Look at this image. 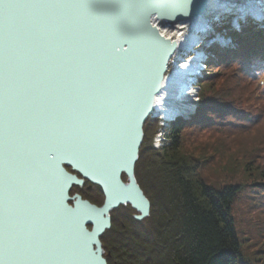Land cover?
Returning a JSON list of instances; mask_svg holds the SVG:
<instances>
[{"label": "water", "instance_id": "water-1", "mask_svg": "<svg viewBox=\"0 0 264 264\" xmlns=\"http://www.w3.org/2000/svg\"><path fill=\"white\" fill-rule=\"evenodd\" d=\"M179 2L0 0V264H106L111 211L148 217L134 167L173 54L150 21L202 12Z\"/></svg>", "mask_w": 264, "mask_h": 264}, {"label": "trees", "instance_id": "trees-1", "mask_svg": "<svg viewBox=\"0 0 264 264\" xmlns=\"http://www.w3.org/2000/svg\"><path fill=\"white\" fill-rule=\"evenodd\" d=\"M233 37L237 50L225 53L209 47L216 60L209 59L202 78L197 81L198 88L206 90L213 85L206 78L211 79L217 72H223L231 85L229 95L225 97L217 91V94H208L215 95L214 98L205 99L197 93L199 99L194 114L189 120L179 118L163 128L166 143L159 150L151 147L156 126H152L149 133L146 127H150L152 120L143 125V144L138 150L133 175L149 201V215L137 222L130 219L131 213L136 212L128 206L115 210L125 212L133 229L139 225L147 226L142 232L132 230L111 215L109 231L113 232L112 241L110 238L109 241L100 240L107 254V264H251L242 256L244 244L232 218L234 203L243 189L237 182L221 189L209 186L203 179L201 162L184 153L182 139L185 126L205 128L214 124L204 116L210 105L215 107L210 111L223 123L221 125L219 121L216 125L226 126L223 128L226 134H241L240 129H236L238 127H246L243 133L263 127L264 31H251L248 26L244 34L234 33ZM216 65L215 73L212 69ZM260 156L263 157V153ZM256 158L260 161L258 156ZM254 169L261 181L258 186L249 188L264 192V170ZM81 199L97 205L89 197L81 195Z\"/></svg>", "mask_w": 264, "mask_h": 264}, {"label": "rangeland", "instance_id": "rangeland-1", "mask_svg": "<svg viewBox=\"0 0 264 264\" xmlns=\"http://www.w3.org/2000/svg\"><path fill=\"white\" fill-rule=\"evenodd\" d=\"M235 13L236 12L233 13V11H225L214 14V16H211L210 19H208L209 21L206 22L203 30H211L214 29V27L219 28L220 26L224 27L226 20L228 18H232L234 16L233 14ZM242 15L245 14L242 13ZM252 16L264 17V8L259 9L257 12L250 11L249 15L246 17L251 18ZM237 17L238 13H236L234 18L235 20L247 21V18L239 19ZM192 32L193 37L199 38L200 42L191 46L189 49L190 51L183 52L182 57H185V55L189 54L191 55V53L195 50L204 49L205 41H202L201 38L203 31L194 30ZM209 47L210 46L205 47L206 49L204 51L211 53L209 51ZM217 67L218 65L212 69L213 72L216 73ZM224 76L225 75L223 72H217L216 77H212L211 79L206 78V81L213 82V85H211V87H207L206 90H201L198 88L197 84L195 85L197 88V93L200 96H204L205 99L214 98L215 95L208 94H212L213 92L217 94V91L224 94L226 97V94H230L228 92L231 85ZM230 91H232V89H230ZM198 97L199 96L197 95V99H199ZM227 98L229 99L230 97L228 96ZM197 99L195 101L196 106L194 107V111L198 106ZM209 107V111L206 110L204 116L206 118L208 117L209 122L214 124L205 128L185 126V130L182 133L184 153L186 155L190 154L195 161L199 163L201 162L200 164L202 165L200 170L202 172L204 181H206L209 186L211 185L215 189H221L223 186L232 182H237L239 186H241L243 193L236 199L234 203L232 218L234 226H236V230L239 235L238 237H240L241 242L244 244L242 247V256L245 259H248L251 264H264V192L257 188L252 191V189L249 188L251 185L258 186L259 181H261L257 178L256 174H254L256 173L254 167L257 169L262 168L264 170V156H260L262 153L264 155V125L262 128H252V130L247 133H243L245 132L244 129L246 127H238L236 129H238L237 131L240 129L242 132L241 134H235L234 132L226 134L223 128L226 129L227 127L225 126V128L224 126H217L216 124L219 125V121L221 125H223V123L217 115L210 111V109L213 110L215 107H212L211 105ZM193 114L194 112L190 114V116ZM150 119L152 120L150 122L151 125L150 127L147 125L146 130L150 131L149 133H151L152 126H156L154 127L156 129V133L152 135L151 139V147L154 150H159L164 147L166 143L164 140L163 128H165L167 125H163L164 122L162 124L159 117L150 116L146 121L148 122ZM257 142H260L261 144H258ZM260 150H262L261 154H259ZM256 156L260 158V161L256 158ZM246 164L248 165L247 168ZM67 169L70 171L69 168ZM122 179L124 181L125 176H123ZM68 194H79L86 196L87 198L89 197V199H91L92 202H95L97 204L96 206L98 207L103 201L100 189L89 183L87 184L86 182H84V184L81 186L71 187ZM111 215L113 219H119L118 222L122 221L121 224L123 223L129 226L132 230H141L140 232H142L147 226L146 224L139 225L133 229V227L130 225V220L126 219L125 217V212L120 209L111 211L110 216ZM134 215V213H131V216H129L131 217L130 219H132ZM112 235L113 232L109 230L104 231L101 239H103V241H109L110 238L112 241ZM103 254L104 257L107 256L104 251Z\"/></svg>", "mask_w": 264, "mask_h": 264}, {"label": "bare ground", "instance_id": "bare-ground-1", "mask_svg": "<svg viewBox=\"0 0 264 264\" xmlns=\"http://www.w3.org/2000/svg\"><path fill=\"white\" fill-rule=\"evenodd\" d=\"M195 1L180 0L179 4L186 2L185 5L187 7L188 5L194 4ZM201 4L203 6L202 12L197 17H192V19H185L174 23H167L159 19L157 20V18H153L150 21L162 38L173 43V48L171 49L173 54L167 61V69L160 80V89L155 95L151 106V116L159 117L166 124L174 122L179 118L189 120L190 114L194 112L197 96L195 94L196 89L193 86L198 84V79L195 78L196 80H194L191 78H193L192 76H197L200 70H204V66H202L203 61L206 60V63L209 61L208 59H211L210 56L208 57L210 53L204 51L206 49L205 47L208 44L210 45L209 42L215 41L219 47L225 49L228 47L230 51H233L238 48L230 41V38L233 36L231 32H240L241 35L245 33V29L235 22H231L230 25L225 24L224 27H214V29L204 31V25L209 21L208 19L214 16V14L225 11L236 12L238 13L237 18L243 19L247 18L246 16L249 15L250 11L257 12L259 9L264 8V0H202ZM174 6L176 8V5ZM236 13L233 14L234 16L232 18H228L226 22L231 20L236 21L234 20ZM242 13L245 15H242ZM246 23L248 24L249 22L246 21ZM194 30L204 32L201 37L202 41H205L204 49H201L203 53L201 50H195L191 53L192 57L191 55L182 57L183 52L190 51L191 46L200 42L199 38L193 37L192 31ZM254 30L258 31L256 28H251V31ZM211 46H214V44L212 43ZM189 57L191 58L189 59ZM68 172L72 173L71 171ZM77 195L81 198V195ZM77 195L75 194V196Z\"/></svg>", "mask_w": 264, "mask_h": 264}]
</instances>
